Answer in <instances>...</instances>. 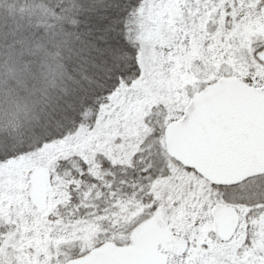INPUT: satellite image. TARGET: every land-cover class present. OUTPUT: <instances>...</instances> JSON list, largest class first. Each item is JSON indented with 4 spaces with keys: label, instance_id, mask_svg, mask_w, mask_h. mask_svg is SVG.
Segmentation results:
<instances>
[{
    "label": "snow or ice",
    "instance_id": "6c2138e0",
    "mask_svg": "<svg viewBox=\"0 0 264 264\" xmlns=\"http://www.w3.org/2000/svg\"><path fill=\"white\" fill-rule=\"evenodd\" d=\"M0 264H264V0H10Z\"/></svg>",
    "mask_w": 264,
    "mask_h": 264
},
{
    "label": "trees",
    "instance_id": "16d2710c",
    "mask_svg": "<svg viewBox=\"0 0 264 264\" xmlns=\"http://www.w3.org/2000/svg\"><path fill=\"white\" fill-rule=\"evenodd\" d=\"M6 2H10V0H0V25L12 22V18L9 14V11L7 7L4 6Z\"/></svg>",
    "mask_w": 264,
    "mask_h": 264
}]
</instances>
